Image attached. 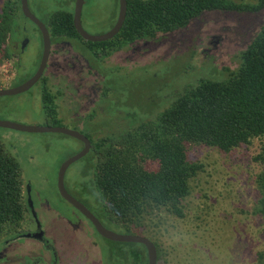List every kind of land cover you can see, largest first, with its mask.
Instances as JSON below:
<instances>
[{
  "label": "rangeland",
  "instance_id": "obj_1",
  "mask_svg": "<svg viewBox=\"0 0 264 264\" xmlns=\"http://www.w3.org/2000/svg\"><path fill=\"white\" fill-rule=\"evenodd\" d=\"M236 1L254 6L264 4V0ZM15 2L20 8L21 0H0V28L3 32L10 31L14 39L21 40L28 35L31 45L21 60L0 59V89L19 85L33 75L41 58L40 33L24 16L15 17ZM74 3V0H30L31 9L44 21L57 12L72 11ZM118 12V0H86L83 25L90 33H104L115 24ZM263 24L264 5L258 9H218L205 12L186 28L168 33L157 41L145 38L106 57V49L97 52L94 48L93 52L103 57L93 53L92 68L98 71L99 82L108 91L100 100L104 101V110L100 115L96 111L99 116L94 120L82 117L87 110L85 100H79L72 110L69 93L57 99L59 117L52 120L44 112L41 82L26 92L1 96L0 120L25 125H60L84 134L92 128L104 134L117 133L132 121V113L138 120L139 115L154 113L157 105L160 110L170 107L184 85H196L202 79H226L228 69L238 67V56ZM75 43L84 45L85 42L79 38ZM89 51L92 50L89 48ZM51 88L59 94L54 82ZM0 139L20 163L31 216L42 203L51 208L50 212L39 214L36 228L31 220L25 233L13 237L16 240H2L4 245H15V242L17 245L13 249L7 246L0 255V264H53L54 252L59 253L57 248L63 247L57 236L60 224L64 226L61 217L73 221L74 212L78 213L58 192L59 167L71 155L80 152L84 144L62 133H33L4 127H0ZM260 144L261 140L256 139L248 149H237L231 154L207 146L193 149L191 157L202 162L204 170L192 183L193 193L188 199L191 200L190 216L181 223V229H176L177 234L169 235L168 261L159 264H264V254L258 258V254L264 252V184L258 176L261 167L253 161ZM87 164V158L83 157L66 172L67 188L80 200L92 199L96 192L85 181ZM83 218L81 235L87 242L94 243L91 246L94 264H141L131 252L143 249L139 243H111ZM35 230L40 235L49 230L56 237L52 242L38 235H26Z\"/></svg>",
  "mask_w": 264,
  "mask_h": 264
},
{
  "label": "trees",
  "instance_id": "obj_2",
  "mask_svg": "<svg viewBox=\"0 0 264 264\" xmlns=\"http://www.w3.org/2000/svg\"><path fill=\"white\" fill-rule=\"evenodd\" d=\"M249 4L236 0H128L126 20L116 36L101 42L82 40L92 51L106 49L109 55L135 40L185 28L208 11L258 9L264 5ZM14 14L24 16L18 2ZM47 22L53 36L80 37L72 12H57ZM3 30L0 28V48L7 38V30ZM238 57V67L228 69L226 79H202L196 85H184L170 107L161 111L157 105L154 113L139 115L138 120L132 113V121L117 133L87 130L92 148L85 156V181L96 192L93 201H81L108 228L150 238L157 247L158 264L168 261L166 241L190 216L192 183L204 170L203 163L191 157L196 146L231 154L248 149L260 139L253 161L261 167L258 176L264 184V24ZM42 101L46 115L57 119L55 94L46 85ZM26 190L20 163L0 139V243L16 240L13 237L25 233L33 221ZM138 245L143 249L131 252L141 264L147 258L148 264L145 245ZM261 254L264 252L258 254L259 259Z\"/></svg>",
  "mask_w": 264,
  "mask_h": 264
},
{
  "label": "flooded vegetation",
  "instance_id": "obj_3",
  "mask_svg": "<svg viewBox=\"0 0 264 264\" xmlns=\"http://www.w3.org/2000/svg\"><path fill=\"white\" fill-rule=\"evenodd\" d=\"M74 2L75 3L73 6V10L68 11V12L73 13V18H74V10H75L76 0H74ZM85 3H86V0H85ZM85 3L83 6V9L85 7ZM118 4H119V0H118ZM29 6H30V0H29ZM30 9H31V6H30ZM31 11L33 12L32 9H31ZM118 14H119V12H118ZM24 17L28 21L33 23L34 26L37 28V30L40 33V36H41V50H40L41 58H40V62H41V59L43 57V52H44V43H43L42 32H41L40 28L34 22H32L25 15H24ZM82 17H83V11H82ZM41 20L45 23V25L47 26L48 31L50 33V23L47 21H44L43 19H41ZM73 24H74V21H73ZM82 25H83V21H82ZM74 27H75V25H74ZM83 27H84V25H83ZM22 28H26V26H23ZM75 29H76V27H75ZM84 29L87 30L85 27H84ZM181 29H184V28H181ZM177 30H180V29H177ZM177 30H175V31H177ZM175 31L158 33V35L156 37H154L153 39H155L157 41L161 38H165L168 35V33L175 32ZM101 34H103V33H101ZM80 37H81V39H84L81 35H80ZM79 38L69 39V38H66L64 36H53L50 33V40H51L50 54H49V58L47 61V66L44 70V74L41 77V79L39 80V82H41V84H42V90H43L44 86L46 85L49 88V90L53 94H55L56 102H57L58 98L65 97L69 93V95H70L69 98H70V101L72 104V107H71L72 110H74L75 105L79 102V100H85L87 103L86 104L87 110L85 111V113H83L82 117H85L86 119H89V120H94V118L99 116L100 113H102L104 110L102 107V103L104 101H100V100L103 99L104 95H106L108 91L106 90V86L99 82V80H100L99 76L100 75H99L98 71L96 69L92 68L91 56H93L94 52L89 51V48H87L88 46L86 43H84V45H79V44L75 43L76 40H78ZM84 40L89 41L86 39H84ZM141 40H143V39L135 40V41L131 42L129 44V46L132 47L134 45V43H136V42L139 44V42ZM91 42H93V41H91ZM30 45H31V38L28 35L23 37L21 40L16 39V38L14 39V38H12V33H10V31H7V38H6L5 44H3V46L1 47V50H0V59L8 61L9 59L14 57V59H18V60L20 59L21 60L22 55H24L27 52V50L30 48ZM118 51H120V50H118ZM95 54H96V56H98L100 58L103 57L99 53H95ZM104 56L106 57L107 54H105ZM40 62H39V65H40ZM17 66L19 67V64H17ZM18 67L15 68V70H17L16 71L17 73H18V69H19ZM52 82H54L58 86L57 91L59 92V94L53 92V90L51 88ZM105 91H107V92H105ZM57 104H58V102H57ZM57 110H59V106H58ZM96 111L97 112L99 111V115H97ZM74 116H76V115H74ZM58 117H59V111H58ZM47 207H48V205H47ZM50 209L51 208H46V204L42 203V205L39 207V210L37 211V213L33 214V221L35 222V228L38 225L36 222H38V223L40 222L39 221V214L50 212L49 211ZM75 210L79 214L74 212L75 218L73 221H70L67 218H63L60 216L63 220L64 226L62 227V225L60 224L57 236L61 240L63 247L61 249H58L56 247L58 242L56 244H54V246L57 248V250L59 251L60 254L57 251L54 252L56 257L53 256V261H54L53 264H94V261H93L92 256H91L92 255L91 254V251H92L91 246L94 245V243L87 242L88 240L86 241L83 238V236L81 235L82 224H83L82 223V216L83 215L77 209H75ZM37 214H38V218L36 217ZM83 217L89 223H91L85 216H83ZM45 224H47V223H45ZM48 225H51V221L48 222ZM48 229L52 231V229H50V228H48ZM36 230L31 232L30 235H27V236H32V235L37 236L38 235V236L43 237L44 239L51 240L52 242H53V239H55V237H56L52 232H49V230L46 231L45 233L41 232V235H40V233H37ZM90 241H91V239H90ZM14 244L15 245H12V243H10V244L7 243L4 245V243H1L2 248L0 249V251L1 250L2 251L0 252V255L3 253V251H5L7 246H8V249H10V247H11V249H13L17 245V242H15Z\"/></svg>",
  "mask_w": 264,
  "mask_h": 264
},
{
  "label": "water",
  "instance_id": "obj_4",
  "mask_svg": "<svg viewBox=\"0 0 264 264\" xmlns=\"http://www.w3.org/2000/svg\"><path fill=\"white\" fill-rule=\"evenodd\" d=\"M85 0H76L75 10H74V25L78 33L86 40L93 42L107 41L114 36H116L124 25L127 16L128 0H119V14L115 25L103 34H92L84 29L82 25V11ZM21 7L23 14L34 22L41 30L43 35L44 52L41 59L40 65L37 71L25 82L10 87L7 89H0V97L8 95H17L30 90L35 86L44 74V70L47 66V61L50 54V33L48 31L45 23L36 16L30 9L29 0H21ZM0 127L10 128L14 130L33 132V133H47V132H57L62 133L71 137H74L83 142V149L76 153L75 155L66 159L59 167L57 176V188L60 196L71 204L75 209H77L83 216H85L94 226L95 230L99 235L115 242H131V243H141L145 245L148 255V264H158V251L156 244L148 237L138 234L131 233H119L102 223V221L96 216V214L80 199L75 197L70 193L66 186V172L68 168L76 161L85 157L92 148V143L90 138L78 131L76 129L60 126V125H25L9 120H0Z\"/></svg>",
  "mask_w": 264,
  "mask_h": 264
}]
</instances>
